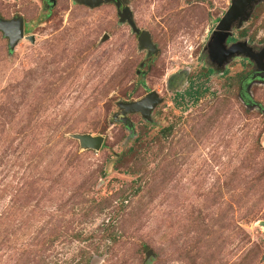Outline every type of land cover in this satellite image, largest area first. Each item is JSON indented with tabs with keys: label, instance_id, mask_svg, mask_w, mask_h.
<instances>
[{
	"label": "rangeland",
	"instance_id": "1",
	"mask_svg": "<svg viewBox=\"0 0 264 264\" xmlns=\"http://www.w3.org/2000/svg\"><path fill=\"white\" fill-rule=\"evenodd\" d=\"M128 1L161 51L143 76L152 55L115 5L0 0V18L25 20L14 51L0 33V264H264V79L254 73L245 98L230 91L255 71L242 56L206 76V46L234 0ZM233 35L263 48L264 13ZM193 83L205 96L177 106ZM152 91L164 102L151 123L114 120L118 102ZM75 134L105 144L86 150ZM143 134L144 167L117 170Z\"/></svg>",
	"mask_w": 264,
	"mask_h": 264
},
{
	"label": "water",
	"instance_id": "2",
	"mask_svg": "<svg viewBox=\"0 0 264 264\" xmlns=\"http://www.w3.org/2000/svg\"><path fill=\"white\" fill-rule=\"evenodd\" d=\"M49 4L55 6L57 0H47ZM79 5L88 7L90 9H97L107 3H115L118 8V15L122 22H127L133 33L138 35L139 49H147L151 55L158 56L160 50L153 42L152 35L149 31L140 30L134 20L133 13L130 7L126 6L128 0H74ZM261 0H234L232 6L225 13L219 21L214 38L209 44L210 60L217 65L219 70L225 67V64L237 56L248 58L255 64V74L252 79L257 76L264 79V48L256 49L249 44V41L237 42L228 47L227 41L232 38L234 29L240 30L244 24L250 21L254 13L255 7ZM0 32L9 40V49L14 51L16 46L25 39V20L23 17H15L12 19L0 18ZM32 43L35 42V37H27ZM143 67V65H141ZM164 102L160 95L152 91L144 98L123 102L120 101L116 105L119 112L115 115L114 120L122 122L126 127L134 129L133 122L128 115L141 114L142 118L151 123L152 113L154 110ZM73 138L80 142L82 148L86 150L100 151L104 145L105 137L102 135L93 136L92 134H75ZM150 250L146 256L153 255Z\"/></svg>",
	"mask_w": 264,
	"mask_h": 264
},
{
	"label": "trees",
	"instance_id": "3",
	"mask_svg": "<svg viewBox=\"0 0 264 264\" xmlns=\"http://www.w3.org/2000/svg\"><path fill=\"white\" fill-rule=\"evenodd\" d=\"M263 13H264V0H261V2L255 7L254 14L252 16L253 20L254 19L255 20L259 19L260 16ZM0 33H2V32H0ZM239 36H240L241 39L247 38L249 36L248 35V30L245 29V30L241 31L239 33ZM232 41H235V39H233ZM261 42L264 43V39L261 40ZM249 43L250 44L254 43V39H251L249 41ZM214 72H215L214 70H210L206 76H210ZM244 77H245L244 75H240L238 78L234 79L233 80L234 82L233 83L231 82L230 85H229L230 86L229 87L230 91L234 90L235 87L239 86L241 80ZM207 91H208V89H203V87L200 86V85H198L196 87V86H194V83H193L191 85L190 89L186 93H184V94H177V99L175 100L176 101V105L177 106H181L182 104H184V101L187 98H189L190 101H192L194 104H196V103L199 102V100L203 96H205V94L207 93ZM172 132H173V127L172 126L171 127H167L165 129H163V131H162V137L168 138L172 134ZM100 133H102V132H100ZM144 137H145L144 134L138 136L136 138V140H135V144L133 146H131L127 151H125L124 153H122V155L120 156V159H119V161L117 162V165H116V169L117 170L120 169V168H122L123 165H125L126 166V169H125L126 171L124 173H126V174L128 173L130 175H135V174H137L139 172V170L141 169V167L142 168L144 167V165H145L144 162L146 160V156L144 154V153H146V151H145V148H146L145 144L146 143H145V138ZM91 151H93V150H91ZM131 165L132 166L134 165V167H132ZM153 173H154V170L150 174L147 172L145 175H146V177L148 175L152 176ZM105 174L106 173L104 172V175ZM144 177L141 176L139 179H136L135 181L132 182L131 189L129 191V192H131L130 195L137 194V193H139L141 191L142 184H143V178ZM126 192H127V190L121 191V193H120V196L123 199V203L126 202L129 199V196H130V195H127ZM73 237L76 238V239H79V240L82 238L80 234H76ZM106 239L113 241V243H116L117 242L116 233L114 231H112L111 233L107 232ZM141 249H142V252H146L150 248L147 247V245H142V248ZM82 256H83V254H82ZM89 260H90V257L89 258L82 259V261L84 263L86 262V264L89 263Z\"/></svg>",
	"mask_w": 264,
	"mask_h": 264
},
{
	"label": "flooded vegetation",
	"instance_id": "4",
	"mask_svg": "<svg viewBox=\"0 0 264 264\" xmlns=\"http://www.w3.org/2000/svg\"><path fill=\"white\" fill-rule=\"evenodd\" d=\"M120 2L123 4V1L122 0H120ZM127 3H129V1H127L126 2V6H128L127 5ZM111 4H113V5H115V7H116V9H117V13H118V8H117V6H116V4L115 3H111ZM129 7V6H128ZM88 8V7H87ZM121 8L123 9L124 8V4L121 6ZM119 16V15H118ZM221 20V19H220ZM217 27V26H216ZM244 27V26H243ZM137 37H138V35H136ZM233 39H235V37L233 36L232 38H230L228 41H227V45H228V47H230L231 45H233L234 43H237V42H243V40H239V39H235V41H232ZM250 44V43H249ZM251 45V44H250ZM251 46H253V45H251ZM160 50V49H159ZM206 52L208 53L207 54V58H208V67H210L211 69H208V71L209 70H216L217 71V65L216 64H214L211 60H210V55H209V44H207V46H206ZM161 53V52H160ZM160 55V54H159ZM158 55V56H159ZM156 57L157 56H154V55H152L151 57H147L146 58V61L145 62H143V63H141V65H143V67H141V65H140V70L138 71V74H139V76L141 75V76H143L142 74L143 73H145L143 70L144 69H146V67L148 66V65H150L153 61H154V59H156ZM243 58H245V57H243ZM247 61H249L250 63H252L254 66H255V64L251 61V60H249L248 58H245ZM218 71H220L219 69H218ZM255 73V71H253L251 74H249V75H247V76H245L242 80H241V82H240V85H239V87H240V91H241V94H242V96L245 98V96H246V94H244L245 93V85L248 83V81H250V78H251V76L253 75ZM244 91V92H243ZM178 94H183V93H178Z\"/></svg>",
	"mask_w": 264,
	"mask_h": 264
}]
</instances>
